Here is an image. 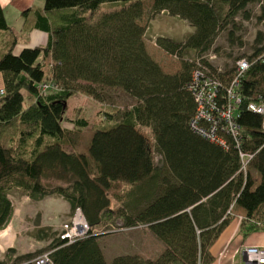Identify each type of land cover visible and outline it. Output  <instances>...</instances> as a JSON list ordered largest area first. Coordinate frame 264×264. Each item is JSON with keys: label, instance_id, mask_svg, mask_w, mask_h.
<instances>
[{"label": "trees", "instance_id": "obj_1", "mask_svg": "<svg viewBox=\"0 0 264 264\" xmlns=\"http://www.w3.org/2000/svg\"><path fill=\"white\" fill-rule=\"evenodd\" d=\"M256 5L264 25V0H45L43 9L22 13V32L45 33L48 43L20 54L0 5V232L12 220L14 192L33 202L59 197L89 226L72 244L56 238L50 264H108L95 230L109 231L118 221L124 229L148 228L166 249L155 260L126 255L111 264H214L212 249L235 219H242L243 237L264 232L263 117L248 108L264 104L263 33L254 54L237 61L250 64L238 79L236 67L223 73L211 65L222 33L230 47L244 46L238 18L250 20ZM103 7L108 12L97 14ZM146 15L192 30L182 41L154 43L179 61L177 72L152 55ZM197 74L220 84L209 91L216 92L218 111L207 109L213 121L200 116ZM235 79L242 103L233 111V137L221 113ZM112 92L131 103L105 113L79 150L89 124L67 119L69 100L82 94L105 104ZM49 233L41 230L38 240ZM36 256L0 264H34Z\"/></svg>", "mask_w": 264, "mask_h": 264}, {"label": "rangeland", "instance_id": "obj_2", "mask_svg": "<svg viewBox=\"0 0 264 264\" xmlns=\"http://www.w3.org/2000/svg\"><path fill=\"white\" fill-rule=\"evenodd\" d=\"M249 11H252L250 20L246 21L242 17L238 18V22L241 23L242 27L237 37L242 40L243 47H230L226 33H222L217 39L211 52L217 56V59L211 61V65L216 70H221L223 73L230 72L235 69L239 59L250 57L254 54L253 49L258 35L260 33L264 35V25L258 20L260 10L257 5L251 7ZM105 12H108L107 7L101 8L97 14ZM6 15L8 24L18 31L22 25L21 18L23 19V17L16 15L10 10L7 11ZM142 24L148 27L147 42L154 58L166 71L170 73L177 72L180 67L179 61L163 52L155 44L159 37L182 41L188 33V24L170 17H148L147 15L143 19ZM22 31L19 32V35L14 31L20 42L15 48L14 54H20L23 49L39 46L38 41L33 44L28 37L26 38L29 33L25 34ZM189 32L191 31L189 30ZM216 50H219V53H216ZM47 63L50 65L52 61ZM26 96L25 104L29 105L31 102L30 97ZM130 103L131 100L120 92H112L109 101L105 104L96 102L82 94L72 97L67 107V119L72 121L84 120L89 124V127L81 133L79 150L84 151L86 149L92 132L105 121V113L113 112L116 107ZM65 126L73 128L70 123ZM159 160L160 158L157 157L156 161L159 162ZM10 199L14 205L15 213L6 229L0 232V261H9L11 263L14 259L28 254H37L34 261L40 257L45 258L46 255L51 253L48 251L50 245L65 231L66 226L73 222L75 214H71L68 204L59 197L33 202L22 192H14L10 195ZM113 207L116 208L117 204L113 203ZM241 222L242 219H235L213 247L216 253L214 264H238L240 262L238 253L243 247H248L245 243L251 236L243 237L239 234ZM45 229L50 231L51 237L45 241H39L37 238L39 232ZM110 229L109 231H105V229L95 230L96 236L102 235L99 237L100 246L108 264H111L115 258L126 255H136L145 260H155L166 249L146 227L124 229L123 224L118 221ZM235 231L236 235L229 239L227 232L233 233ZM239 241L243 243L238 244ZM10 251L15 252L11 253Z\"/></svg>", "mask_w": 264, "mask_h": 264}, {"label": "built area", "instance_id": "obj_3", "mask_svg": "<svg viewBox=\"0 0 264 264\" xmlns=\"http://www.w3.org/2000/svg\"><path fill=\"white\" fill-rule=\"evenodd\" d=\"M216 57H211V60H215ZM250 68V64L247 60H241L236 64V70L238 72L237 79L244 74L248 69ZM235 79V81L232 83L231 88L228 90V103L229 106L225 109H223V112L221 113V118L225 121V123L228 125L229 133L233 135V137H236L238 135V127L234 123L233 120V111L235 109V106H239L242 102L240 97H238L237 94L234 93L235 87L238 86V81ZM195 92H196V100L199 104V113L201 118H204L208 121H213V118L211 116L207 115V109L209 108L211 112L218 111L217 104L215 102L216 98V92L210 93L209 91L211 89L218 90L220 88V84L217 82H213L211 79H204V77L200 74L195 75L194 79V85H193ZM49 86H44L43 90L46 92L48 90ZM3 94V91H1V95ZM249 110L261 115L263 117V132H264V104H251L249 105ZM202 133V132H201ZM203 134V133H202ZM214 134V131L211 132V136ZM205 135V134H203ZM207 136V135H205ZM249 159H252V157H249ZM246 166H244L243 169H245ZM89 233V226L87 225L82 213L80 211H77L75 213V219H73V222L69 223L65 231H63L59 237H61L62 241H65L67 244H72L75 241L79 239L85 238ZM51 254V253H50ZM50 254L46 255L45 258H38L33 263L34 264H50ZM238 256L240 257V262L238 264H264V249L258 248V247H243L241 251L238 253ZM47 261V263H46Z\"/></svg>", "mask_w": 264, "mask_h": 264}, {"label": "crops", "instance_id": "obj_4", "mask_svg": "<svg viewBox=\"0 0 264 264\" xmlns=\"http://www.w3.org/2000/svg\"><path fill=\"white\" fill-rule=\"evenodd\" d=\"M0 5L4 8L5 15H6L7 11L10 10L11 12L15 13L16 15L22 17V13H24L25 11H27L29 9H34V10L35 9H43L44 5H45V0H0ZM6 18H7V15H6ZM21 20H22V25L20 26V29L18 31L13 27L14 31L18 35L20 34L19 32L22 31V28H23L24 22H25L22 18H21ZM10 26H12V25H10ZM187 28H188L187 34L192 33V30L190 29V27L188 25H187ZM189 30L191 32H189ZM27 37L29 38V40H31V43H33V44L37 43V41L39 42V46H34L33 48L40 47V46H46L48 43V39H49L47 34L42 33L40 31H37V30L31 31L29 33V36H26V38ZM19 44H20V42H19ZM2 88H3V82L1 81V77H0V89H2ZM227 234L229 236V239H231L234 235H236V231L233 233L227 232ZM241 243H243V242H241V241L238 242V244H241ZM245 245L254 246V247L264 249V232L252 234L246 240ZM212 252H213V255L215 256L216 253L214 252V248H213Z\"/></svg>", "mask_w": 264, "mask_h": 264}]
</instances>
